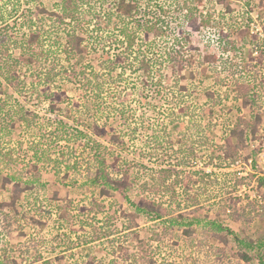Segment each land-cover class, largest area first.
Listing matches in <instances>:
<instances>
[{
  "label": "rangeland",
  "instance_id": "obj_1",
  "mask_svg": "<svg viewBox=\"0 0 264 264\" xmlns=\"http://www.w3.org/2000/svg\"><path fill=\"white\" fill-rule=\"evenodd\" d=\"M19 1L0 0V37H3L5 41L23 40L29 34L27 24L33 10L35 11L34 6L41 4L50 7L57 0ZM148 3L141 8L139 13H131L140 24L154 19H166L170 27H174L173 21L176 16L174 9L177 2L150 0ZM112 4L109 2L105 9L107 10ZM198 4L200 11L213 15V22L208 28L195 33L190 44L192 48H200V50L208 44L210 51L216 53L215 63L220 67L213 72L206 65L201 69L194 65L191 67L194 68L193 77L189 75V66L182 69L180 74L184 78L180 80V84H188L191 93L188 95V92L179 93L178 87L171 86L174 70L177 69L176 65L163 62L159 66L160 59L157 54L148 52L145 58L151 62L153 83L144 85L140 72L127 71L120 85L122 91L120 94L127 97V106L135 111L137 118L135 123L139 122V118H143L141 124L137 123L136 126L133 125L134 122H131L132 125L128 127L124 119L118 117L117 114L107 112L110 111L109 108L115 101L116 89H112L114 86L108 87L105 92L107 102L104 104L105 115L102 119H98L97 123L107 125L104 127V134L100 135L94 128V117L86 118L83 117L84 115L81 117V114L75 112L76 110L69 112L73 103L80 100L78 85L58 81V83L62 82L61 87L66 92L67 99L59 104L58 110L52 111L48 100L41 97L36 98V91L32 92L34 79L29 77L28 72L22 70L20 73L21 92L6 85L4 79L0 77V103L4 105L3 109H0V128H3L2 131L0 130V149L2 152L11 151L13 156L7 164L5 163L6 165L0 163V202L4 201L6 206L2 212H8L11 215L8 220L9 226H5L10 232L0 225L1 261L5 264H13L11 260L15 258L17 264H29V262L43 258V260H49L50 264H86L90 260H93L94 264H145L148 259H151L153 264H262L258 260L257 250L245 248L235 238H246L247 240L252 238L257 243L258 238L264 232V198L261 204H258L255 198H250L249 195L257 194L260 189L256 187V172L248 171L250 164L254 167L260 148L255 155L252 151L264 138V57L258 68L261 73L260 83L256 87L259 99L255 105H245L239 99L236 85L237 78L240 79V76L235 75L239 72L237 68H234V62L237 63L239 55L234 56V50L231 48L230 51H224L223 43L218 38V28L226 26L227 22L231 23L233 29L230 30L229 35L230 39L234 40L236 33L234 32V15L236 27L244 23L248 16H252L251 36H258L259 39L256 41H261V45L264 46V5L260 7L259 0H251V6L233 1L229 5L232 8L229 14L224 13L226 6L214 0H202ZM250 7L253 9L251 10ZM166 10L168 12L164 13ZM222 14H225L223 18ZM80 26L85 32L84 52L66 61L64 63L66 65L92 64L93 67H97L98 61L114 56L124 46L122 44L124 39L119 37L115 20L108 25L101 16L100 20L89 22V24L83 20ZM132 27L136 29V22ZM169 33L171 35L172 32L169 31ZM150 38L152 37L145 39L150 41ZM135 39L138 43L141 40L140 37ZM103 40H105L104 44H102ZM163 44L160 42V46ZM255 46L243 45L242 51L246 54L250 53ZM181 50L187 58L197 53L193 49L190 50L187 45ZM13 55L17 54L13 52ZM60 55V60H64L63 53V56ZM224 60H227L226 68H224ZM129 61L133 60L130 58ZM133 64L134 67L138 66L137 63ZM160 80L161 85H158ZM158 90L159 93H157ZM207 91L215 92L216 98L221 99L220 103L212 109L211 115L209 109H206L207 104L211 102L206 97L205 92ZM180 95L193 109H206L202 124H209V129L204 136L210 140V148L207 149L208 144L201 146L196 143L193 147L197 150V154L198 149L202 148L201 153L195 158L192 157L187 167L175 165L181 154L169 159L163 156L158 147L151 160L144 159L140 151L146 152V146L150 144L151 139L149 136L156 133L162 134L161 127L166 123L165 113L168 108H172L171 101L175 103L174 98ZM20 108L33 112L36 116L35 122L30 127L15 124V128L8 133L11 119L7 122L8 118L4 119L5 113L12 114V110ZM251 114H259L260 122L255 123ZM195 119L198 120L197 117ZM188 120V117H184L178 123L167 126L170 128L175 149L179 147L176 138L181 134L180 132H186L185 134L191 136V139L198 140L197 129L187 128ZM247 120L248 122L250 120L249 124L253 123L256 126L257 134L253 135L247 130L243 144L240 143L239 137L232 138L231 150H234L235 158L234 162L229 163L224 152L219 153L218 147L229 135V127L234 124V127L239 126L238 128L246 129L245 121ZM60 121L65 123L64 127L59 124ZM133 126L136 127L135 130ZM53 131L58 138L55 134L49 135ZM77 131L88 134V137L103 146L112 148L122 156V159L130 162L133 172L142 179L147 177L150 169L156 171L160 167H166L165 160L172 163L170 168L181 171L178 177L182 180L180 184L174 185L175 196L161 192L157 195L159 201L162 200L171 207L175 206L174 202L183 198L181 190L187 180L190 177L191 180H195L196 177H192L191 171L204 170L209 174L208 178L205 177L206 183L189 186L193 190L197 186L203 189L198 196L199 204L186 211L191 216L201 218L202 223L216 220L229 226L234 231V238L220 232L216 233L210 226L203 224L194 226L190 235L173 229L164 235L162 222L149 221L146 217L136 216L132 217L136 225L132 228L133 231L129 232L125 229L127 215H124L123 211L126 210L129 215L132 211L128 210L125 204L122 208L118 207L120 197L111 192L114 196L111 199L99 198L96 188L84 185L86 176L83 167L79 172L75 169H70L68 172L65 168V164L68 162L72 164L75 158L81 160L80 163L84 166V161L88 159L89 149L84 151V146L91 141L85 136L82 137ZM123 131L128 132L124 138V145L111 144L109 141L111 134ZM153 144L151 143V146ZM189 145L191 144H187ZM82 154L84 156H81ZM212 156L214 158L210 159ZM220 156H222L221 159H219ZM235 161L238 163L236 164ZM32 163L37 164L40 174L39 181L32 189L33 193L38 196L37 202L34 203L29 190H23L24 185L21 183V192L17 191V200L14 205L17 213L13 216L12 207H7L10 199L15 196L11 191L13 184L8 183L3 187V177L6 173H14L22 177V180L28 179L33 169L29 164ZM141 164H145L147 168ZM254 179L255 182H253ZM237 185L240 186L237 187ZM92 198H98L103 202V211L95 214L89 204ZM111 202H115V205L110 206ZM61 205L66 213L59 209ZM245 212L247 216H241ZM109 230H112L113 234L107 233ZM78 237H81V240ZM126 249L135 250L137 263L122 260V253ZM261 252L263 253L264 249ZM37 264H43L42 259L37 261Z\"/></svg>",
  "mask_w": 264,
  "mask_h": 264
},
{
  "label": "trees",
  "instance_id": "obj_2",
  "mask_svg": "<svg viewBox=\"0 0 264 264\" xmlns=\"http://www.w3.org/2000/svg\"><path fill=\"white\" fill-rule=\"evenodd\" d=\"M149 1L150 0H108L107 2V0H57L50 7L41 4L39 6L35 5V11L33 10L27 24L29 34L23 40L19 41L13 39L5 41L3 37H0V77L4 79L6 85L11 86L15 91L21 92L20 73L22 70L28 72L29 77L34 79L32 82L34 86L31 88L32 92L33 90L36 91V98L41 97L48 100L52 111L58 110L59 104L64 103L67 99L66 92L61 87L62 82L58 83V81L61 80L65 83L69 82L73 85H78L80 90L78 96L80 100L73 103L69 112L76 110L75 112L81 114V117L83 115V117L86 118L94 117V128L100 135L104 134V127L107 125L106 123H102L101 125L97 123L98 119H102L105 115L104 104L107 103L105 101V92L108 87L114 86L112 89H116L115 101L112 107L109 108L110 111L107 112L117 114L118 117L124 119L128 127L132 125L131 122H134L133 125L135 126L137 123L141 124L143 121L142 117L138 119L139 122L135 123L137 120L135 111L127 106V97L120 94L122 92L120 90V85L127 71L133 73L140 72V78L144 85L153 83L154 76L151 71V62L145 58L148 52L157 54L160 59L159 66H161L163 62H167L169 65H176L177 69L174 70L175 74L172 76L173 84H171V86L178 87L179 93L188 92V95L191 94L187 86L188 84H180V80L184 78V76L180 74L182 69L189 66V75L193 77L194 68L191 67L194 65L199 69L206 65L207 68L211 69L213 72H216L218 67H220L215 63L217 57L216 53L210 51L208 44L204 45L201 50L200 48H192L190 44L195 33L208 28L213 22V15L211 13L207 14L199 10L198 2L202 0H174V2H177L176 8L174 9V15H176L173 21L174 27H170L169 21L166 19H154L140 24L138 22L139 20L134 18L135 16L131 13H139L141 8L147 5L146 3ZM233 1L243 2L246 6H251V0H214V2H219L226 6V12L224 13L229 14L232 12V8L229 5L230 2ZM109 2L113 4L106 10L105 6H108ZM259 5L263 7L264 0H259ZM250 9L252 10L253 7H250ZM166 12L168 11H164V13ZM224 15L225 14H222V18ZM101 16H103V19L106 20V24L108 25L112 20H115V27H117L119 31V37L124 39L122 42L124 46L121 47V50L114 54V56H108L98 61L97 67H93L92 64L81 66L64 64L66 61H70L75 56L84 52L83 47L85 46L83 43L85 40V32L80 26V23L85 20L89 24V22L100 20ZM258 17L261 16L258 15ZM230 19H232V17ZM134 22H136V29L132 27ZM252 22V16H248L244 23L236 27V17L234 15V32H236L234 40H231L229 35L230 30L233 29L231 23L227 22L226 26L218 28V38L220 42L223 43L224 51H230L231 48L234 50V56L239 55L237 63L234 62V68H237V72H239L238 74L235 73V75H238V77L240 76V79L237 78L238 81L236 79V85L238 88V96H240L239 99H241L245 105H255L259 99V95L256 93V87L257 84L260 83L259 79L261 73L258 68L260 67V62L263 60L262 57H264V46L261 45V41H256L259 37L256 35L253 37L251 36ZM169 31L172 32L171 35ZM248 35L251 36L252 39L251 37L247 38ZM149 36L152 38H150V41H147L146 39ZM139 37L141 40L138 43L135 38ZM160 42L164 44L160 46ZM104 43L105 40H103L102 44ZM251 44L253 46L256 45L254 50H251V52L247 54L242 51L243 45ZM185 45H187L190 50L193 49L197 51V53L193 57L187 58L183 55L181 50ZM10 46H12V48H10ZM86 47L88 48V46ZM13 52L17 55L14 56ZM237 52L239 54H236ZM59 53L61 55L63 53L64 60H60ZM130 58L133 61H129ZM133 63H137L138 66L134 67ZM225 63H227V60H224V68H226ZM228 64L230 63L228 62ZM136 67L138 68L136 69ZM158 85H161V80L158 81ZM157 93H159V90ZM205 93L207 99L211 101L207 104L208 108H206L209 109V114L211 115L212 109L220 103L221 99L218 97L216 98L215 92L213 91H207ZM6 97L10 98L9 96ZM174 99L176 102L173 103L171 101L173 106L172 108H168L165 113L166 123L161 127L163 129L162 134L159 135L156 133L149 136L151 138L150 144H147L146 152L141 150L140 154L144 159L151 160L156 154L155 151L158 147V150L163 153V156L169 159L177 156V154H181L180 158L176 160L177 164L175 165L187 167L190 164V159L192 157H197L199 153H201L202 148L198 149L197 154V150L193 147L196 143L201 146L208 144L207 149L210 148V140L206 139L204 136V133L209 129V124H202L206 109H193L190 104L182 99L181 95ZM3 106L4 105L0 103L1 110ZM195 112L197 114H194ZM5 115L4 119L6 120L8 118V120H6L7 122L11 119L9 122L10 129L8 128L7 131L8 133H10L12 128H15V124H24L26 127H30L35 122L34 119L36 118L33 112L25 111L23 108L12 110V114L6 112ZM252 116L255 119V123L260 122L261 118L259 114H253ZM184 117H188L189 119L187 128L192 129V127H195L199 137L198 140L195 141L191 139V136L189 137L185 134L186 132H180L181 134L176 138L179 147L175 149V143H172L173 138L170 128L167 126L169 124L174 125L175 122L178 123L179 120ZM195 117H197L198 120H196ZM249 122L248 120L245 121L246 129L238 128L239 126L234 127V124L232 127H229V135L225 137L224 143L220 144L218 147L219 153L220 151L224 152L229 163L231 161L234 162L235 158L234 150H231L233 145L232 138H234V136L239 137L241 140L240 143L243 144L245 141H243V139H245L244 136L247 130L253 135L257 134L256 126L253 123L249 124ZM59 124H62L63 127L65 126L63 121H60ZM135 126H133L134 130L136 129ZM2 129L3 128H0L1 131ZM77 132L82 135V137L85 136L91 141L84 146V151L87 148L89 149L87 151L88 159L84 161V166L80 163L81 160L79 161L75 158L72 164L69 162L66 163L65 168L68 172L70 169H75L79 172L83 167L86 176L84 178V185L96 188L98 197L103 200L114 197L111 195V192L116 193L121 200L118 207L122 208L123 204H125L126 208L132 211V216L129 215L126 210L123 211V214L127 215V225L125 229L129 230V232L133 231L132 228L136 225L135 222L132 221V217L136 216L146 217L149 221L162 222L164 226L162 232L164 235H166L170 229L190 235L193 232L194 226L203 224L210 226L216 233L220 232L234 238V231L229 226H225L223 223L216 220L202 223L201 218L191 216V214L186 211L199 204L198 196L203 189L197 186L196 189L193 190L189 188V186L199 185L197 183H206L205 177L208 178L209 174L204 172V170H201V172L191 171L192 177H196L195 180H191V177L187 180L181 190L183 198L174 202L175 206L171 207L168 203L162 200L159 201L157 195H160L161 192L164 194L170 193V195L173 196L175 193L174 185L180 184V181H182L178 177L181 171L170 168L172 163L165 160L166 167H160L156 171L150 169L147 173V177L142 179L133 172L130 162L126 159H122V156L117 154L112 148L103 146L93 138L88 137V134H84L81 131ZM127 133L126 131L112 133L109 138L110 143L118 146L124 145V138L128 135ZM52 134H55L58 138V135L54 131L49 135ZM89 143L92 144L89 145ZM151 143L154 144L151 146ZM187 144L191 145L187 146ZM259 148L260 146L257 144L252 151L254 155L258 152ZM11 153V151L2 152L0 149V163L7 164V162L13 158ZM81 156L84 155L82 154ZM213 158V156L210 157V159ZM221 158L222 156L219 157V159ZM29 165L33 169L28 179L22 180V177L14 173H6L3 177V187L8 183L13 184L11 191L14 192L13 194L15 196L10 199L7 205V207H12L11 210L14 211L13 216L17 213L14 205L17 200V191L19 190L21 192V183L24 185L23 190L30 191L34 203L37 202L38 199V196L33 193L32 189L34 188V184L39 181V169L35 163ZM141 165L147 168L145 164ZM67 171L65 173H67ZM174 177H176V179H174ZM257 186L264 198L263 176L257 177ZM92 199L93 200H90L89 204L91 205L90 208L94 209L95 214L103 211V202L99 201L98 198ZM113 205H115V202L110 203V206ZM5 207V202L1 201L0 225H2L7 232H10L5 226H9L10 222L8 220L11 215H9L8 212H2ZM59 209L65 212L62 205ZM229 215L232 216L233 214ZM235 215L234 211V216ZM241 216H247L246 212ZM111 231L112 230H109L107 233H110V235L113 234ZM155 236V238H157V235ZM80 238L81 237H78L79 240H81ZM235 239L245 248L252 249L253 251L257 250L259 252L257 254L258 260L264 264V252H261V250L264 249V232L262 236L258 238L257 243L254 242L252 238L247 240L246 238L239 239L236 237ZM84 241L86 242V239H84ZM251 253L253 254L252 251ZM121 257L124 262L134 261V263H137V254L135 250H124ZM41 259L43 264H50L49 260H43V258L29 262V264H37V261ZM11 262L17 264L15 258H13ZM0 264L5 263L0 260ZM86 264H94V262L90 260L86 262ZM145 264H153V261L148 259Z\"/></svg>",
  "mask_w": 264,
  "mask_h": 264
},
{
  "label": "built area",
  "instance_id": "obj_3",
  "mask_svg": "<svg viewBox=\"0 0 264 264\" xmlns=\"http://www.w3.org/2000/svg\"><path fill=\"white\" fill-rule=\"evenodd\" d=\"M260 146V151L257 153V158L255 159V163H254V167L252 164L249 165L248 167V171L251 173H255L256 172V179L258 176H263L264 177V138L261 141V143L259 144ZM250 162H252V160H250ZM235 163L237 164L238 161H235ZM240 174V173H238ZM247 174V172H246ZM240 178V177H239ZM256 180L254 179L253 182H255ZM244 185V184H242ZM240 185H237V187ZM257 187V185H256ZM250 198H255L258 202V204H261L263 202V197L260 193V191H257V194H253V196L249 195Z\"/></svg>",
  "mask_w": 264,
  "mask_h": 264
}]
</instances>
